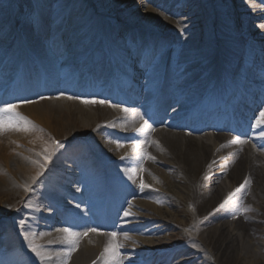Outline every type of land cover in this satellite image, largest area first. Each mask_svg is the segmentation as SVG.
Masks as SVG:
<instances>
[{
	"label": "bare ground",
	"instance_id": "obj_1",
	"mask_svg": "<svg viewBox=\"0 0 264 264\" xmlns=\"http://www.w3.org/2000/svg\"><path fill=\"white\" fill-rule=\"evenodd\" d=\"M194 1L185 0L186 5L188 2L192 4L189 5L191 9L185 14L186 18L182 23L183 28H179L176 33L162 32L160 36L174 39L173 41L175 42H181L182 49L190 54L188 58H184L183 52L180 51V64L176 65L175 68H191L188 76L192 77V80H195L214 65L215 74L222 70V75L219 78L221 81L219 80L220 83L217 88L212 86L213 80L207 79L206 81H197L192 85L189 84L178 90L177 96L184 108H187L188 95L191 98H196L201 105L199 110L192 111L189 116L185 114V117H180L179 120L171 122L170 125L163 126L158 132L157 137L159 141L156 140L149 146L153 147L161 143V146H158V150L166 152L162 154L163 156L156 157L157 150L148 159L149 161L139 157L140 148H136V146L143 145L146 142L144 133L134 131L132 135L125 134L122 137L126 139L133 138L132 142L136 140L137 144L134 145L135 148L129 151L125 159L117 157L116 163L122 164V168L125 171L130 172L132 169H137L138 171L134 177L135 182L130 180L127 174L121 176L118 180V186L125 196L123 211L129 213V215L122 217L126 222V229L124 231L127 234V238L123 237L122 231L118 229L120 234H117L110 248V253L118 251L119 255L117 259L120 260V264H135L139 259L138 257L143 254H146V256L141 260H147L149 255L153 254V246L177 245L183 241L188 244L182 246L180 249H175L174 252L162 253L158 257H155V260H167L168 256L175 254L174 259L169 264H172L173 261L176 264L178 259L181 260V264H211V260L219 262V264H264V246L260 245V242H257V239L260 240V238L264 240V233L258 229V225L264 227V138H261V134L264 133V127H261L260 132L255 134L248 130L247 126H244L245 142L241 144L242 146L236 147L233 152L226 150V147L232 144V140L218 137L191 139L186 138L183 134L175 133V130L185 128L184 123L185 125L188 122L192 123L194 118H199L202 113L210 109L209 106L215 100L214 95L217 89H224L229 94L231 88H238V80L234 79L238 75L233 77L231 74L232 68L226 66L229 59L233 57L240 58L239 64L243 65L245 63L248 70H253L256 62L260 63L263 61L264 25L260 22L263 18L258 14H255L252 18L247 17L249 11V5L247 4L239 10H233L232 16H234V12L238 11L239 16L244 18L245 25L234 26L236 32L235 39H231L230 37L224 40L219 39V41L217 40L213 44L210 42V37L205 30L206 23L204 18L196 11L201 0L197 4L193 3ZM216 2L218 1H211V3H214L213 8L217 5ZM210 9L211 6L207 10ZM216 11L218 13V9ZM147 15L156 19L152 12H147ZM50 19L46 20L45 29L43 28V24H41V27L38 29V39L35 40L34 47L30 49L31 52H36L37 55L33 58L35 60L38 58L39 63L42 65L38 73L36 72V68L32 66V61L28 60L29 54L26 52L21 40L18 42L21 59L20 57L15 58L14 53H11L8 59L12 61L7 63V66L10 67L7 69L12 70L10 71V75L13 77L17 75L13 79V85L15 88L22 87L20 92L22 96H25L27 93H33L36 88H47L45 78L58 76L56 79L58 81V79H61L59 78L60 74H65V72L70 74L76 73L78 66L83 63L82 58L84 59L85 52L89 53L90 56L95 52H99L102 56L108 57L111 62L123 56V53L120 51L121 48L111 45V42H108V37L107 41H104L106 44L96 40L95 34L101 28L102 21H95L92 25H85L84 22H75L69 31L60 25V22H56L57 19L54 21H52L53 17ZM214 21L216 23L215 26L220 25L218 18L215 17ZM70 22H74V20L69 19L68 24ZM0 23H3V19H0ZM51 23H54V25L51 26ZM164 23L166 24V22ZM188 23L192 24V28ZM48 26L51 27L48 28ZM101 31L100 36L105 37V30ZM183 31L189 34H184ZM68 32L69 35L67 36ZM52 36L53 39L48 46L49 41L44 42L43 40L46 38L50 40ZM67 41L72 42L73 45L68 44L70 52L66 55L67 60H65V64L61 68H58L55 57L64 54L63 51L61 52V48L64 49V47L59 44ZM248 42L258 44L255 52L243 47V43ZM89 44H98V47L94 48L89 46ZM84 46L86 49L81 54L80 50ZM56 47L57 49L53 51ZM76 51L80 54L74 60L73 55ZM150 52L151 50L146 52L142 58L148 57ZM222 55L224 56L221 57ZM16 59L20 60V65L14 62ZM75 61L78 62L76 63ZM161 61V65L164 66V59L161 58ZM105 63L106 67L110 65L108 61ZM105 63L103 66H105ZM203 64H205L204 67ZM140 71L141 67H139L137 73L141 74ZM1 72L2 69H0ZM25 72H28V74H24ZM137 78L139 80H147L148 76L144 72L140 76L138 75ZM107 79V77L101 78V80ZM172 82L178 83L177 85H183L181 77ZM206 82L207 85H205ZM240 82V85H250L244 80H240ZM76 83L83 86L87 85V82L80 81L79 78H77ZM127 85L131 90L137 91L140 94L139 99H147V89H144V87L139 88L128 82ZM255 90H258L257 87H255ZM43 95L49 94L39 93V96ZM15 96L10 95L9 98H5L4 100L16 99L17 97ZM103 97L108 99L106 94ZM217 103L215 101L214 105H217ZM69 106L68 101L60 100L33 103L24 108L16 109V112H25L29 121L33 122L34 120L36 122L35 129L37 130H28L29 136L25 135L28 138L22 141H26L27 147L25 150L17 149L14 154L12 143L14 141H21V139H16L17 137L14 139L9 138L8 140L0 139V199L6 197L7 202H10L15 197L20 196L21 193L17 189V184H22L20 179L24 177V179L31 180L27 185L30 189L27 191L30 202V209L28 211L35 212L31 214L29 212L25 213L22 217L27 216L25 217L26 221H28L26 223L28 224L26 228L28 229L27 235H30L36 244L40 245L41 243L45 250L50 253V258L46 261V264H54L51 252L54 251L52 250L53 248L59 247L58 241L60 240L64 244V233L59 228L64 225L69 226L74 221L80 222V220H77L78 213L73 211L72 214L68 213L70 223L66 221V218L64 219L67 224H60L56 221L58 217H63L64 214L58 206L60 205L59 200H62V197L67 196V194L61 190L64 180L57 179L55 173H51V178L43 187V191L39 192V194L38 192H31L36 189L37 184L40 182L37 179L34 181L33 177H36L37 173L41 172L38 168V163H33L35 160L32 157L37 151L45 154L46 149V147L42 149L36 146L40 140L38 137L39 125L47 128L54 136L66 139L71 136V133H68L70 130L87 129L97 122L99 123L100 119L106 120L107 115L110 113L108 110H106L108 112L106 114L104 111H84L75 105ZM72 108L81 113L79 117L75 118ZM111 118L113 122L120 119L116 115H113ZM225 118L226 120L233 119L231 116ZM253 118L257 122V119L260 118V112L257 111ZM134 123V117L128 120V127L131 130H134ZM104 127V124L99 125L100 129ZM116 136L120 137V134L117 133ZM76 138L74 137V139ZM246 145L249 147L248 150H245ZM134 149L136 150L134 151ZM116 151V145H110L106 154L100 151L101 158L105 159L106 155H113ZM26 157L31 159L28 166L26 165ZM36 161L39 163L44 162L43 156L42 158L40 157V160ZM155 164L157 167L154 166ZM210 165L211 167H209ZM70 166L71 164L67 163L66 168L60 175L64 173L70 177V174L72 175ZM201 171L202 173L200 174ZM205 176L208 179H205ZM141 177L148 179L146 186L148 193L142 196L138 192L133 191L134 186L139 187ZM246 178L249 179L250 183L245 188H242L240 192H235ZM234 192L233 199H235V206H232L230 209L229 216L217 215L218 210L213 213V210L223 203L230 193ZM183 206L185 207L184 211L178 210L179 207ZM161 208L165 211L166 218L169 217V221L161 218L159 214L162 212ZM242 208H249L251 210L242 213ZM73 209L76 210L75 207ZM137 212H142V214H137ZM36 214L37 216H35ZM151 216L155 217L154 222L160 226V229L148 230L144 228L142 223L150 222ZM215 216L217 217L216 219ZM105 218L111 220L110 217ZM213 221L221 223L213 229L209 225ZM178 222L181 225H178ZM185 225L187 226L188 233L186 232V234L178 238V227L185 228ZM105 226L114 227L115 225L109 226L105 224ZM162 226H167L168 232ZM87 232L88 235L80 238L76 250L71 254V256L74 254L76 256L73 260L68 258L67 264H104V257L101 254L104 253L105 245L108 244L110 238L105 233L98 235L99 237L95 240L93 238L95 233H90L89 230ZM78 233H82V231H78ZM164 233H169L168 237H164ZM82 238L84 239L83 242H81ZM16 242L18 245L20 244V241L16 240ZM117 245H122V247L117 249ZM19 246L22 247V245ZM67 246L69 247L68 244ZM11 247L14 246L11 245ZM11 251L13 249L8 250V252ZM20 252L21 254L24 253L21 250ZM30 254L33 255L34 253L31 252ZM16 256L19 255L14 254L12 259ZM125 257H128L130 262L125 260ZM35 258L38 260L37 264H41V261L36 256ZM16 263L18 262L14 264ZM26 263L29 264V262ZM140 264H146V262Z\"/></svg>",
	"mask_w": 264,
	"mask_h": 264
},
{
	"label": "rangeland",
	"instance_id": "obj_2",
	"mask_svg": "<svg viewBox=\"0 0 264 264\" xmlns=\"http://www.w3.org/2000/svg\"><path fill=\"white\" fill-rule=\"evenodd\" d=\"M83 7H84V10L82 9ZM33 12H37L41 16L42 20L45 18V20H43L42 22L43 28L47 24L46 20L48 19L51 20L50 19L51 17H53L52 21L57 19L56 22H60V25L62 26L63 25L67 26L68 24L67 20L69 21V19L74 20V22L71 23V26H73L75 22H77V20L79 19H83L85 21V25H92L93 22L98 21L97 19L94 18V14L98 13L106 17L105 20L109 22L108 25L110 24L115 25V28H111L113 32L118 29V26L116 25V23L124 22V23L135 24L132 20L134 18H138L137 16H144L146 18H151L147 16V11H145L142 8L141 3L138 2L137 0H114V1L113 0H0V19H3V22H4L3 25H0V51L11 52L13 50L15 52L14 53L15 58L20 57V52H19L20 49L18 48V42L19 40H21L23 42V45L27 53L31 54L30 49L31 47H34V42L36 39H38L37 37L38 30H34L32 24L29 22V16ZM80 12L81 14L79 15ZM87 12L89 13V18L86 16L88 14ZM68 26H69V29H71L70 24ZM35 33L37 34L35 35ZM30 56L32 57L33 55L31 54ZM33 67L39 68L37 64H35ZM53 101H60V100L54 99V100H51L50 102H53ZM17 102H23V101L22 100L14 101L13 104H16ZM69 104H70L69 107H72L75 105L84 111H96V112L104 111L106 112L105 109H102L97 106H82V105H77L72 102H70ZM26 105L27 104H22L20 105V107L24 108ZM72 112L75 118L79 117V115L81 114L75 108H72ZM18 114L26 118L29 121L25 112H18ZM106 114H108V112H106ZM31 123L32 125L36 124L34 120ZM39 126H40L39 130H42V131L38 132L39 134L38 137L40 140L38 141V144H36V146L42 149H45L44 147H46L50 151L51 146H52V141L54 139H61V138H58V136H54L44 126H41V125ZM96 126L97 125H92L88 127L87 129H84V128H81L78 130L72 129L68 133H71V136L77 135V136L86 137V136L91 135L92 131L95 129ZM25 135L29 136V132L24 131V130L18 131L15 129H5L4 131L0 132V139L8 140L9 138L14 139L15 137H17L16 139H21L20 142L14 141L12 143L13 152L15 154L17 149L19 150L26 149L27 147L26 141L22 142L23 140H26V138H28V136L25 137ZM29 140L31 141L30 138ZM54 154L52 155V157H54ZM42 156L44 158V153L37 151L35 152L32 159L35 161L40 160V157L42 158ZM26 161H27L26 165L28 166V164L31 162V159H28L26 157ZM38 168L43 172V174L37 178V181L41 180V183L39 182L37 184L36 189L38 190V192H41L43 191V187L45 186L46 181H47L46 179H44L47 167L44 168L43 170L39 166ZM201 173L202 171L200 172V174ZM20 180L22 181V184H17L18 185L17 189L21 193L20 196L15 197L10 202H7L8 200L6 197H3L0 199V212H2V214H0V263H2L3 261H6V264H12V259L7 258L8 253L6 250L13 249L14 253L19 254L17 260L15 261V262H18L16 264H27L25 263L26 259L23 256H21L20 252L18 251V248L20 246L14 243V240L18 238L22 240L25 239V236H26L25 233L27 232L26 229L19 230L16 233H14V231L16 230L18 226L20 227L22 215L25 212L28 213L29 212L28 209H30L29 193L25 191L24 186L28 185L29 182H31V180L24 179V177L21 178ZM32 192L35 193L36 190H33ZM202 195L204 196V194ZM20 208L22 209L20 210ZM17 209H19V211H17ZM178 210L182 212L185 210V207L184 206L179 207ZM221 211H224V210H221ZM34 212L35 211L30 210L29 213L31 214ZM164 212L165 211H163L162 209V212L159 213L161 218L169 221L168 219L169 217L166 218L167 216ZM223 214H225L226 217L229 216V214L226 212L218 213L219 216ZM201 216L204 217L202 214ZM216 218L217 217L215 216V219ZM153 221H155V217L151 216V222ZM220 223L213 221L209 223V225L211 228L214 229ZM178 225H181V223L178 222ZM162 227H164L165 231L168 232L167 226L166 227L162 226ZM258 227L260 231L264 232V230H261L263 229L262 228L263 226L261 227L260 225H258ZM187 231L188 229L186 225H185V228L178 227V231H177L178 238L182 237L183 234H186ZM168 234L169 233H164V237H168ZM8 237H10L13 240V242L8 240ZM6 241H8V244H5ZM257 242L262 243V244L259 243L260 245H264V240L261 241L257 239ZM179 243H182V246L187 244V242H184V241L179 242ZM11 245L15 247H11ZM22 245L24 248L20 247V250L23 252L24 251L27 252L29 249L28 246L25 244H22ZM161 248H163V246L157 247V249H161ZM35 263H37V261Z\"/></svg>",
	"mask_w": 264,
	"mask_h": 264
},
{
	"label": "snow or ice",
	"instance_id": "obj_3",
	"mask_svg": "<svg viewBox=\"0 0 264 264\" xmlns=\"http://www.w3.org/2000/svg\"><path fill=\"white\" fill-rule=\"evenodd\" d=\"M29 22L32 24L34 30H38L41 27L42 24V18L37 12H33L29 16ZM72 97H69L71 99ZM82 103L85 104H100L104 105L107 103L105 100H91V101H82ZM109 107H118V105H113V104H108ZM16 105L14 104H8L6 105L3 109H0V132L4 131L5 129H15V130H37L35 129V125H32L31 121H28L26 118L20 116L18 113L14 112ZM121 111L125 113L124 120L127 121L128 116L132 117H138L139 120L142 122L139 128H134V131L140 132V133H145V132H151L152 126L148 123L147 120L144 119L143 116H141L138 112H136L135 109H130V108H121ZM11 113L12 115L10 116H5L4 114ZM257 127H264V111L260 112V118L257 119ZM117 124L115 122H112L108 125V127H116ZM122 130H127L128 124L123 123L120 125ZM42 131V130H39ZM261 138H264V133L261 134ZM113 141H109V143H112ZM245 141H241L239 138H236L234 141L231 143H244ZM63 145L60 144L58 141L53 140L52 141V146L51 150L49 151L48 148L45 149V154H44V162L39 163L37 161H33L34 164L38 163V166L43 170L44 168L47 167L48 162L51 160L52 155L61 148ZM119 143H117V147H121ZM139 147V146H138ZM223 147V146H222ZM136 149H134L135 151ZM141 154L142 155H147L146 153H143L142 148H141ZM151 158V157H149ZM121 159H125V157H121ZM211 167V165L209 166ZM142 170V169H140ZM137 169H132L130 172L126 171V174L128 175V178L130 180H133L135 182L134 177L137 174ZM43 172H38L36 177H33V180L35 181L37 177L42 175ZM205 179H208L207 176H205ZM250 183L249 179H245L244 183L238 187L235 192H240L242 188H245L248 184ZM141 188H144L145 185L141 182L140 184ZM25 191H29V187L27 185L24 186ZM234 193H230L229 196L223 201V203L220 204L219 209H225L226 206H235V202L233 201V197L235 195ZM27 206V205H26ZM251 209L249 208H242L241 211L242 213L248 212ZM19 211V209H17ZM125 215H129V213L125 212ZM20 227H24L23 221L20 222ZM64 233L63 237V242H66L69 247L65 249L63 253H59L58 256H61V264H67L68 258H70L72 252H74L77 248V245L79 243V240L81 237L88 235V232H73L69 228H63L60 229ZM89 231L95 232L96 229L92 228L89 229ZM109 236V242L107 245H105L104 248V253H102V257H104V264H120V260L117 259L118 257V251H112L110 253V248L112 247V243L115 240L117 233L115 232H109L107 233ZM127 238V237H126ZM25 239L28 242V248L29 250L35 254V256L41 261V264H46V261L50 258V253L45 250V248L42 245L36 244L35 240L30 236L26 235ZM117 249L119 247H122V245H117Z\"/></svg>",
	"mask_w": 264,
	"mask_h": 264
}]
</instances>
